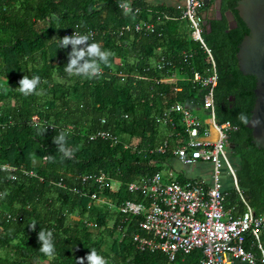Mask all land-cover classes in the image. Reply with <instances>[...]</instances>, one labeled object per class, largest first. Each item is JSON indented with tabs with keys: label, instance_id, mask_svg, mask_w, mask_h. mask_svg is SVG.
Here are the masks:
<instances>
[{
	"label": "trees",
	"instance_id": "1",
	"mask_svg": "<svg viewBox=\"0 0 264 264\" xmlns=\"http://www.w3.org/2000/svg\"><path fill=\"white\" fill-rule=\"evenodd\" d=\"M236 1L225 0L222 12L236 14ZM122 3L132 11H124ZM166 8L146 0H0V164L17 168L14 179L0 170V264H76L93 248L108 264H200L199 250L178 253L170 261L160 250L138 249L133 236L144 235L142 215L118 211L125 200H141L127 190L129 182L171 166L172 149L156 150L172 139L167 138L168 126L158 124L156 117L176 102L189 105L194 100L193 108L199 109L207 93L191 81L193 72L205 67V53L188 38L183 28L190 33L188 21ZM163 13L174 18L158 21ZM139 20L153 22L154 31H120ZM236 20L237 26L228 31L224 17L212 20L204 39L218 73L213 90L216 119L235 127L228 135L229 155L241 196L259 215L264 214V147L238 119L240 114L250 118L255 77L238 68L236 52L248 29ZM74 29L91 33L89 43L112 53L100 78L65 73L71 46L59 48L58 39ZM161 56L168 63L157 69L154 63ZM175 71L180 75L177 84L160 81ZM25 75L41 78L38 90L44 95L25 97L16 90ZM40 128L45 129L42 135ZM97 130L111 131L118 142L90 140ZM60 131L67 134L66 147L74 150L71 158L61 159L53 143ZM99 173L119 182L118 189L82 180L83 175ZM84 190L109 202L96 204L90 195H81ZM242 198L228 189L226 207L233 215L245 211ZM33 221L34 229L29 227ZM41 228L53 233L54 257L39 251ZM251 242L249 238L246 248ZM260 242L264 247V229Z\"/></svg>",
	"mask_w": 264,
	"mask_h": 264
},
{
	"label": "built area",
	"instance_id": "2",
	"mask_svg": "<svg viewBox=\"0 0 264 264\" xmlns=\"http://www.w3.org/2000/svg\"><path fill=\"white\" fill-rule=\"evenodd\" d=\"M124 4L126 3L120 4V7ZM127 5L130 11H126L124 7L122 9L131 12V5ZM166 9H171L175 18L181 17L188 21L192 39L205 53L206 65L202 70L193 72L191 81L207 89L200 107L207 114V119H202L193 111L196 103L194 100L190 101L189 105L180 102L172 104L156 117L158 124L168 126L167 138L171 137V142L169 139L164 140L156 150L164 152L170 147L173 157L182 165L207 163L210 176L186 178L181 182L174 179L172 171L169 170L165 174L156 172L150 177H138L127 184V190L141 195V200H125L118 211L124 215H142L139 227L144 235L134 234L136 247L140 250H160L170 261H174L178 253L189 254L199 250L200 264H232L235 259L247 264H257L258 260L264 263V247L260 242V231L264 229V214L256 215L241 196L236 169L228 149V135L235 127L228 121L218 122L216 119L213 90L218 83V73L212 50L204 39L205 29L201 13L203 2L183 0L181 5ZM174 16L163 13L156 19L161 21ZM154 27L155 24L150 20H139L133 25L121 26L120 31L147 33L153 32ZM74 31L79 32L76 29ZM166 63V58L161 56L154 66L160 69ZM176 73L175 71L168 74L160 78V81L177 84L180 77ZM180 88L177 86L175 90L180 91ZM33 121H37L36 116ZM89 139H102L116 144L119 137L109 130H97ZM127 146L125 144V147ZM0 170L10 173L12 179L16 177L17 168L13 165L0 164ZM28 174L33 175L32 172ZM228 178L246 207L239 215H233L231 208L226 207ZM82 180L93 181L100 188L110 187L112 191H116L120 186L119 182L110 180L104 173L86 174L82 176ZM78 190L73 188L75 192ZM81 195H90L91 201L96 204L109 202L105 197H98L96 193L89 194L88 190L82 191ZM88 225L96 226L95 223ZM249 238H252V242L250 247L246 248L245 244ZM253 248L258 251V255Z\"/></svg>",
	"mask_w": 264,
	"mask_h": 264
},
{
	"label": "water",
	"instance_id": "3",
	"mask_svg": "<svg viewBox=\"0 0 264 264\" xmlns=\"http://www.w3.org/2000/svg\"><path fill=\"white\" fill-rule=\"evenodd\" d=\"M202 2V23L206 33L211 31L212 20L223 17L227 21L226 31L237 26L236 16L248 29L238 45L237 65L242 74L255 77V100L246 127L251 130L254 141L264 147V0H237L236 14L232 10L222 12L221 0Z\"/></svg>",
	"mask_w": 264,
	"mask_h": 264
},
{
	"label": "clouds",
	"instance_id": "4",
	"mask_svg": "<svg viewBox=\"0 0 264 264\" xmlns=\"http://www.w3.org/2000/svg\"><path fill=\"white\" fill-rule=\"evenodd\" d=\"M126 11H130L127 4L122 5ZM92 34H81L74 31L71 35H65L58 39L59 48H68L71 46V51L68 53V62L64 66V71L68 76H77L86 79L100 78L102 75V65L107 66L109 58L112 53L108 50H102L99 43H89ZM41 84V78L38 75H33L31 78L23 76L18 81V87L16 90L27 97L29 95L42 96L44 91L38 90V86ZM238 119L243 123H248L247 117L243 114L238 116ZM39 134L42 135L45 131L44 128H40ZM66 132L60 131L53 137V143L57 145V150L62 153L61 159L67 157L71 158L73 155L72 149L66 147L67 139ZM49 160H53V157H48ZM36 223L33 221L29 227L34 229ZM37 239L40 243L39 251L47 257L55 256V245L53 240V233L50 230L40 229L37 234ZM108 264V261L104 259L97 251L91 249L85 257L77 258L76 264Z\"/></svg>",
	"mask_w": 264,
	"mask_h": 264
},
{
	"label": "crops",
	"instance_id": "5",
	"mask_svg": "<svg viewBox=\"0 0 264 264\" xmlns=\"http://www.w3.org/2000/svg\"><path fill=\"white\" fill-rule=\"evenodd\" d=\"M146 1L151 3V4H154V5H165L166 7H173V6L181 5L183 3V0H146ZM198 110H202L203 113H205V111L201 108H199V109L194 108L193 109V111L195 113ZM202 119H204V118H202ZM205 119H207V117ZM207 167L210 169L209 164H207V163H196L194 165L188 166V165H182L175 157H172V159H171V168L173 170H176L178 172V174L180 175L179 178H176L178 180H181V178L186 179V178H193V177L201 176V175H198L197 169H201L203 171ZM182 169H185L186 172H182ZM162 173L165 174L164 172H162ZM232 264H247V263H244V262H241V261L235 259V260H233Z\"/></svg>",
	"mask_w": 264,
	"mask_h": 264
},
{
	"label": "rangeland",
	"instance_id": "6",
	"mask_svg": "<svg viewBox=\"0 0 264 264\" xmlns=\"http://www.w3.org/2000/svg\"><path fill=\"white\" fill-rule=\"evenodd\" d=\"M187 27H188V26H187ZM183 28H184V30L187 32V34H188V38L191 39V38H192V35H191L190 33H188L187 28H185V26H183ZM188 30H189V28H188ZM176 75H177L178 77H180V75H179L178 73H176ZM196 113H197L201 118H204V119H205V118L207 117V115H206L205 113H203L202 110H198V111H196ZM160 125L165 126V125H163V124H160ZM169 170H170V171L172 170L173 178H174V179L180 177V175L178 174V172H177L176 170H173V169L171 168V166H168V165H166V166L164 167V169L162 170V172L166 173V172L169 171ZM182 172H186L185 169H182ZM197 173H198V175H203V176H207V177L210 176V174H209V168H208V167L205 168L203 171H202L201 169H197ZM226 187H227V189H233V184H232V181H231L230 178H228V179L226 180ZM174 264H176V263H174Z\"/></svg>",
	"mask_w": 264,
	"mask_h": 264
},
{
	"label": "flooded vegetation",
	"instance_id": "7",
	"mask_svg": "<svg viewBox=\"0 0 264 264\" xmlns=\"http://www.w3.org/2000/svg\"><path fill=\"white\" fill-rule=\"evenodd\" d=\"M218 0H214V2L217 3ZM225 4V0H221V11L223 10V6ZM230 8H233V7H230ZM214 16H217L216 14H213ZM223 19V18H222ZM222 19H219V20H222Z\"/></svg>",
	"mask_w": 264,
	"mask_h": 264
}]
</instances>
